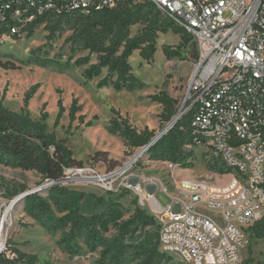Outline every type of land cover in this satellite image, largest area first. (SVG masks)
<instances>
[{
  "label": "built area",
  "instance_id": "built-area-1",
  "mask_svg": "<svg viewBox=\"0 0 264 264\" xmlns=\"http://www.w3.org/2000/svg\"><path fill=\"white\" fill-rule=\"evenodd\" d=\"M126 2L152 3L196 44L198 56L176 115L193 112L187 148L223 168L224 174L215 170L213 177L229 175V182L181 181L178 197H170L158 181L131 174L130 164L101 175L67 168L63 182L55 183L94 181L114 196L128 191L157 220L159 250L180 262L243 264L245 231L264 216V0H0V45L26 37L40 18ZM163 163L170 172L183 168ZM158 192L170 198L166 207L157 201ZM0 252L14 258L3 246Z\"/></svg>",
  "mask_w": 264,
  "mask_h": 264
},
{
  "label": "trees",
  "instance_id": "trees-1",
  "mask_svg": "<svg viewBox=\"0 0 264 264\" xmlns=\"http://www.w3.org/2000/svg\"><path fill=\"white\" fill-rule=\"evenodd\" d=\"M137 25L141 28L133 34L131 29ZM38 27H44L47 32L45 46L48 47L52 46L58 35L66 30L71 31L63 43V46L68 47L70 55L62 62L60 58H51L39 47L32 50L26 60L21 61L22 65L35 64L59 71L82 68L84 83L100 78L98 88L110 86L117 92H133L146 87L134 75L130 58L138 52L143 61L150 62L157 52L160 35L171 32L180 36L176 48L163 47L166 59L184 57L192 61L198 56L196 44L184 29L175 25L149 2H126L88 14L43 17L28 27L26 37H31ZM78 53L86 54L73 60ZM93 58L95 61L91 62ZM0 67L3 70L20 69L1 58ZM36 88L33 86L26 92L24 107L20 112L10 110L0 101V166L34 171L43 181L55 182L63 177L65 169L82 166V163L73 158L67 139H58L53 132L48 131V113H41L39 119L31 117L27 106ZM150 100L161 106L159 119L165 125L177 114V101L166 93L152 95ZM58 107L54 127L58 126L65 112L61 100ZM79 111L80 107H77L74 100L69 109L71 122L76 119ZM113 112L116 116L110 120L108 131L121 138L130 150L139 152L155 136L154 131L147 128L139 132L118 111ZM192 118V111L184 114L144 154L152 160L170 161L183 168L192 167L194 153L187 148L192 144ZM78 119L83 123V116ZM92 124L93 121H90L87 126ZM208 168L222 174L226 172L223 168L215 169L211 165ZM24 192L25 187L20 186V193L15 191L11 197L15 198ZM106 194L107 197L87 195L65 185L55 184L44 194L37 192L27 195L16 208L21 206L29 218L49 233H60L57 244L71 257L97 254L94 264H162L170 260V256L159 250V225L155 217L139 207L136 199L133 211L126 217L127 210L121 200L130 193L123 191L116 197L108 192ZM88 199L92 200L90 211L85 209ZM245 232L250 239L263 240L264 216ZM7 250L14 253V258L8 259L5 253L0 252V264L36 263L35 256H26L17 249Z\"/></svg>",
  "mask_w": 264,
  "mask_h": 264
},
{
  "label": "rangeland",
  "instance_id": "rangeland-1",
  "mask_svg": "<svg viewBox=\"0 0 264 264\" xmlns=\"http://www.w3.org/2000/svg\"><path fill=\"white\" fill-rule=\"evenodd\" d=\"M141 28L140 25L132 27L135 34ZM71 34L66 30L58 35L51 47L46 45L47 32L44 27H38L31 37L13 40L0 45V58L2 61H10L20 67L18 70H3L0 67V101L14 112H20L24 107L23 99L27 91L37 86L36 93L30 99L27 106L33 119H39L41 113H48L46 121L48 131L53 132L58 139H67V146L73 153V158L81 162L82 166L97 174H105L111 170H117L125 165H130L138 153L125 146L123 140L108 131L110 120L116 116L113 111H118L121 117L127 118L130 125L136 130L148 129L157 135L166 127L159 119L161 106L150 100V96L160 92L166 93L177 101V112L185 102L189 85L190 75L193 70L191 61L184 57L166 59L163 53L164 46L176 48L180 43V36L169 32L160 35L157 40V52L150 62L143 61L139 53L135 52L130 63L133 73L141 79L146 87L133 92L115 91L107 86L98 88L100 78L84 83L81 76L82 68H71L59 71L55 68H43L35 64L22 65L21 61L30 56V52L41 47L44 53L51 58H60L62 62L70 55L67 46H63L64 40ZM45 46V47H44ZM86 53H78L76 57ZM93 58L91 62H94ZM61 100L65 109L57 127L54 122L57 118ZM76 101L80 111L76 119L71 122L69 109ZM83 116V123L78 117ZM93 121L91 126L87 123ZM193 166L176 169L170 172L161 161L150 159L143 154L131 163V174L139 175L143 181L156 180L166 189L170 197H178L180 182L189 180H203L213 177L214 170L208 168L199 150H193ZM215 183L224 185L229 182L230 176L223 175L213 177ZM50 181H43L34 171H22L0 166V211L2 214L4 205L13 200L11 194L15 191L20 193V186L25 187V192L44 194L49 188L44 185ZM68 188L76 189L87 195L107 197L105 191L90 181L89 183L65 184ZM121 194L117 195L120 196ZM116 197V196H115ZM157 201L166 207L170 198L163 192L156 194ZM135 197L132 194L121 200L127 210L126 217L133 211ZM182 201H186L181 197ZM92 200L85 203L86 211L92 208ZM206 211V210H201ZM11 223L5 237L0 239V246L8 249H17L26 256H35V264H94L97 254H82L71 257L57 242L60 233L52 234L39 226L29 218L21 206L14 209L10 217ZM239 227V223L235 222ZM246 234V233H245ZM245 248L241 253L243 264H264V239H250L245 235ZM162 264H185L171 257Z\"/></svg>",
  "mask_w": 264,
  "mask_h": 264
},
{
  "label": "water",
  "instance_id": "water-1",
  "mask_svg": "<svg viewBox=\"0 0 264 264\" xmlns=\"http://www.w3.org/2000/svg\"><path fill=\"white\" fill-rule=\"evenodd\" d=\"M180 118L178 117V115H176L174 118H172V120L166 125V127L161 131V133L155 135L152 140L144 147L142 148L139 153L140 155H143L160 137H162V135L164 134V132L168 131L169 129H171L174 124L179 120ZM131 164V163H130ZM128 165V164H127ZM57 183H62L63 181L62 180H58L56 181ZM57 183H53V182H50L46 185H44V187H50L52 185H55ZM32 193H35L34 192H24V193H21L19 194L18 196H16L15 198H13L12 202L13 204H15L16 202L22 200L24 197H26L27 195H30Z\"/></svg>",
  "mask_w": 264,
  "mask_h": 264
},
{
  "label": "bare ground",
  "instance_id": "bare-ground-1",
  "mask_svg": "<svg viewBox=\"0 0 264 264\" xmlns=\"http://www.w3.org/2000/svg\"><path fill=\"white\" fill-rule=\"evenodd\" d=\"M140 156V153L138 152L133 160L129 161V163H132L134 162L135 160H137ZM20 203V201L16 202L15 204H13L12 201H9L7 202L5 205H4V208H3V211H2V214H1V217H0V239L5 237V235L7 234V231L10 227V223H11V220H10V217H11V213L14 211V209L17 207V205Z\"/></svg>",
  "mask_w": 264,
  "mask_h": 264
}]
</instances>
